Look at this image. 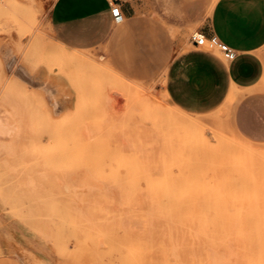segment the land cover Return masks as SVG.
Instances as JSON below:
<instances>
[{"label":"rangeland","instance_id":"obj_1","mask_svg":"<svg viewBox=\"0 0 264 264\" xmlns=\"http://www.w3.org/2000/svg\"><path fill=\"white\" fill-rule=\"evenodd\" d=\"M53 1L0 0V264H232L234 218L264 216V141L234 122L248 95L183 112L134 48L61 49Z\"/></svg>","mask_w":264,"mask_h":264},{"label":"crops","instance_id":"obj_2","mask_svg":"<svg viewBox=\"0 0 264 264\" xmlns=\"http://www.w3.org/2000/svg\"><path fill=\"white\" fill-rule=\"evenodd\" d=\"M113 5L123 18L119 24L111 16ZM49 26L67 51L134 48L133 60L151 63L152 71L137 76L157 77L156 69L165 70L168 102L183 112H211L233 90L246 93L234 122L245 136L264 141L250 96L260 92L256 87L264 76V0H54ZM191 34L216 37L235 52V60L225 65L198 51Z\"/></svg>","mask_w":264,"mask_h":264},{"label":"bare ground","instance_id":"obj_3","mask_svg":"<svg viewBox=\"0 0 264 264\" xmlns=\"http://www.w3.org/2000/svg\"><path fill=\"white\" fill-rule=\"evenodd\" d=\"M62 49V48H61ZM65 51H67L66 49H64ZM253 87V86H252ZM261 87V86H260ZM235 103V102H234ZM238 103V102H237ZM235 105V104H234ZM178 121V120H177ZM174 123V122H173ZM179 124H181V123H179ZM179 124H176L177 126L179 125ZM174 125V124H173ZM175 126V125H174ZM179 126H181V125H179ZM173 127V126H172ZM182 127V126H181ZM184 127V126H183ZM184 129V128H183ZM186 129V128H185ZM173 130H174V127H173ZM176 131V130H175ZM176 133V132H175ZM183 137H185V134L183 135ZM231 144V143H230ZM242 145H243V142L241 143ZM232 146V148H233V145H231ZM183 147H184V145H183ZM239 147H241L240 145H239ZM187 148V147H186ZM235 149V148H234ZM244 149H246L247 150V148H245L244 147ZM249 149V148H248ZM259 150V149H258ZM232 151V150H231ZM248 151V150H247ZM249 152H251V151H249ZM193 154H196L197 153V151L196 152H192ZM236 154V153H235ZM249 154H251V153H249ZM198 155V154H197ZM241 155H242V157L244 156L243 155V153H241ZM191 156H192V154H191ZM201 158V157H200ZM204 159V158H203ZM234 159V158H233ZM240 159H241V157H240ZM197 160V159H196ZM199 160V159H198ZM205 160V159H204ZM235 160V159H234ZM245 161H246V159H245ZM199 162V161H198ZM205 162V161H204ZM196 163V162H195ZM209 164V163H208ZM210 165V164H209ZM261 165H263V163H261ZM260 165V163H259V167L261 166ZM215 166V165H214ZM228 166H231V165H227V168H228ZM215 168V167H214ZM218 168V167H217ZM257 168V167H256ZM229 169H231L230 167H229ZM253 169H255V168H253ZM218 172H219V168H218V170H217ZM224 171V170H223ZM258 173V172H257ZM258 174H260V171H259V173ZM215 176H216V174H215ZM223 176V175H222ZM214 178V177H213ZM249 179V178H248ZM223 181V180H222ZM227 181V180H226ZM231 181V180H230ZM264 181V180H263ZM225 182V181H224ZM236 182V181H235ZM250 182V180L249 181H247V184ZM222 183V182H221ZM230 183V182H229ZM214 184H215V181H214ZM233 184V183H232ZM243 184V183H242ZM222 185V184H221ZM220 185V186H221ZM244 185H245V183H244ZM223 186V185H222ZM249 186V185H248ZM251 186V185H250ZM190 187V186H189ZM234 187V186H233ZM191 188H193L192 187V185H191ZM189 189V188H188ZM211 189V188H210ZM223 189V188H222ZM221 189V190H222ZM233 189V188H232ZM189 190H191V189H189ZM217 190V189H216ZM245 190H246V187H245ZM263 190H264V188H263ZM186 191V190H185ZM185 191H184V193H185ZM206 191V190H205ZM208 191V190H207ZM176 192V191H175ZM179 192V191H178ZM204 192V191H203ZM209 192V191H208ZM184 193H183V196H184ZM230 193V192H229ZM232 193V192H231ZM245 193V192H244ZM209 194V193H208ZM210 194H211V192H210ZM215 194V193H214ZM222 194V193H221ZM220 194V195H221ZM233 194V193H232ZM262 194H263V191H262ZM148 195V194H147ZM176 195L178 196V193H176ZM207 195V194H206ZM212 195V194H211ZM218 195V194H217ZM230 195V194H229ZM256 196H258V195H256ZM148 197V196H147ZM185 198H186V196H184ZM233 197H234V195H233ZM238 197H240L239 195H238ZM189 198V197H188ZM207 198V197H206ZM211 198V197H210ZM222 198V197H221ZM212 199V198H211ZM223 199H224V197H223ZM234 199H235V197H234ZM147 200V199H146ZM213 200V199H212ZM225 200V199H224ZM228 200V199H227ZM208 201V200H207ZM188 202V201H187ZM247 202H248V200H247ZM208 203L210 204V202L208 201ZM213 203H215L214 201H213ZM227 203V202H226ZM225 203V204H226ZM188 204H191V201H190V203H188ZM208 204V205H209ZM221 204V203H220ZM202 205V204H201ZM211 205V204H210ZM216 205V204H215ZM226 205H228V204H226ZM230 207V206H229ZM263 206H261V208H262ZM178 208V207H177ZM206 208H207V205H206ZM215 208H217V205H216V207ZM252 208V207H251ZM209 209H210V207H209ZM248 210V209H247ZM213 211V210H212ZM253 211V210H252ZM194 212V211H193ZM205 212V211H204ZM230 212H232L233 213V211H230ZM195 213V212H194ZM208 213V212H207ZM240 213H243V211L241 210L240 211ZM255 213V212H254ZM190 215V214H189ZM221 215H223V214H221ZM229 215H230V213H229ZM148 216V215H147ZM191 216H194V215H191ZM217 216V215H216ZM230 216H232V215H230ZM148 217H150V216H148ZM195 217V216H194ZM204 217H206V215L204 216ZM221 217V216H220ZM213 219H214V221H215V216L213 217ZM220 219V218H219ZM209 221V220H208ZM190 222H192V221H190ZM198 222H199V220H198ZM210 222V221H209ZM201 223V222H200ZM199 223V224H200ZM211 224V223H210ZM232 224H233V230H234V232H233V236H232V243H233V257H232V264H264V216H255V214H253V216H245V215H239L238 217H236V218H234V220H233V222H232ZM220 225H221V223H220ZM223 225V224H222ZM187 227V226H186ZM223 227V226H222ZM189 228V227H188ZM221 228V227H220ZM222 229V228H221ZM195 230V229H194ZM225 230V229H224ZM191 231V230H190ZM222 233V232H221ZM148 234V233H147ZM63 235V234H62ZM61 235V236H62ZM77 235V234H76ZM222 235V234H221ZM60 236V237H61ZM64 236V237H63ZM62 237L63 238H65V235H63ZM145 236V235H144ZM144 236H143V238H144ZM61 237V238H62ZM146 238H147V236H145ZM74 237H71V239H73ZM75 238H77V237H75ZM74 238V239H75ZM136 238V237H135ZM66 239V238H65ZM69 240V239H68ZM60 242H62V240L60 239L59 240ZM66 241V240H65ZM217 241V240H216ZM219 241H220V239H219ZM70 242V241H69ZM63 243H65V242H63ZM63 243H61L63 246H64V244ZM147 243H148V241H147ZM207 243V242H206ZM65 244H68L67 243V241H66V243ZM218 244H219V242H218ZM217 244V245H218ZM204 245H207V244H205L204 243ZM62 246V247H63ZM206 247V246H205ZM66 247H64V249H65ZM204 248V247H203ZM64 249H62L61 248V246H60V252H61V254H62V252L63 251H66V250H64ZM62 250V251H61ZM125 250V249H124ZM208 250H209V248H208ZM154 251H156V250H154ZM59 252V251H58ZM209 252H210V250H209ZM212 252V251H211ZM153 253V252H152ZM67 254V253H66ZM66 254H63L64 256L66 255ZM116 255H117V253H116ZM171 255H173V254H171ZM118 256H120L119 254H118ZM210 256V255H209ZM61 257V256H60ZM172 257V256H171ZM217 257V256H216ZM219 258H217L218 260L220 259L221 260V258H220V256H218ZM210 258V257H209ZM65 259V258H64ZM172 259V258H171ZM136 260V259H135ZM169 260V259H168ZM175 260V259H174ZM64 262H66V261H64ZM137 262V261H136ZM224 262V261H223ZM172 263H173V261H172ZM222 263V262H221ZM135 264V263H134ZM137 264V263H136ZM181 264V263H180ZM213 264V263H212ZM230 264V263H229Z\"/></svg>","mask_w":264,"mask_h":264},{"label":"built area","instance_id":"obj_4","mask_svg":"<svg viewBox=\"0 0 264 264\" xmlns=\"http://www.w3.org/2000/svg\"><path fill=\"white\" fill-rule=\"evenodd\" d=\"M118 11V16H117ZM111 16L113 19V22L116 24H119L122 22V15L120 13V9L117 5H113L111 8ZM191 43L194 45L195 48H204L208 51H216L221 59L225 61L226 63H231L235 60L236 54L235 52L226 44L222 43L219 39L216 37H205L201 34H194L191 37Z\"/></svg>","mask_w":264,"mask_h":264},{"label":"snow or ice","instance_id":"obj_5","mask_svg":"<svg viewBox=\"0 0 264 264\" xmlns=\"http://www.w3.org/2000/svg\"><path fill=\"white\" fill-rule=\"evenodd\" d=\"M117 16H118V11H117ZM262 134H264V129H262Z\"/></svg>","mask_w":264,"mask_h":264}]
</instances>
